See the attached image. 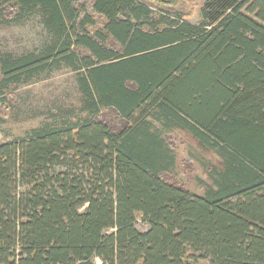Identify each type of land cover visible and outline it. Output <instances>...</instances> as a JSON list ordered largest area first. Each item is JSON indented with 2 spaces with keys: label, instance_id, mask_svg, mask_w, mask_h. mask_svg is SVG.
<instances>
[{
  "label": "trees",
  "instance_id": "obj_1",
  "mask_svg": "<svg viewBox=\"0 0 264 264\" xmlns=\"http://www.w3.org/2000/svg\"><path fill=\"white\" fill-rule=\"evenodd\" d=\"M180 1L0 0L43 32L0 53V106L63 70L81 95L0 144V264H264V0L200 25ZM176 131L219 159L201 196L169 180Z\"/></svg>",
  "mask_w": 264,
  "mask_h": 264
},
{
  "label": "rangeland",
  "instance_id": "obj_2",
  "mask_svg": "<svg viewBox=\"0 0 264 264\" xmlns=\"http://www.w3.org/2000/svg\"><path fill=\"white\" fill-rule=\"evenodd\" d=\"M203 0H181L175 8H165L176 17L182 15L193 25H200ZM39 19L35 18L24 26L0 27V53L21 55L31 51L42 37ZM10 93L17 102L0 106V144L26 136L40 126L48 111L58 107H79V93L76 75L68 70L54 74L51 78L30 85L14 86ZM171 147L177 158V166L171 173L170 181L185 186L195 195H203L200 181L211 183L209 168L217 166L219 159L215 153L200 148L183 131L172 135ZM138 229L147 230L148 226L138 221ZM94 264H104L96 259Z\"/></svg>",
  "mask_w": 264,
  "mask_h": 264
}]
</instances>
